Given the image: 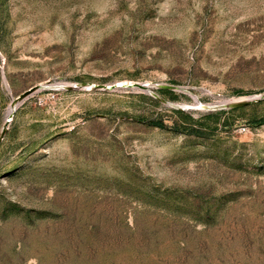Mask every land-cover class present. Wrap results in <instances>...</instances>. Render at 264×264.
Listing matches in <instances>:
<instances>
[{
    "label": "rangeland",
    "instance_id": "1",
    "mask_svg": "<svg viewBox=\"0 0 264 264\" xmlns=\"http://www.w3.org/2000/svg\"><path fill=\"white\" fill-rule=\"evenodd\" d=\"M0 264H264V0H0Z\"/></svg>",
    "mask_w": 264,
    "mask_h": 264
}]
</instances>
